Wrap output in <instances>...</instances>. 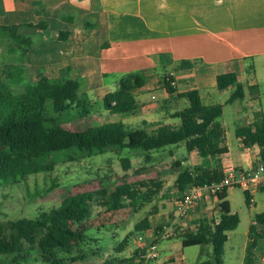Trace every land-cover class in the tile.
Here are the masks:
<instances>
[{
  "label": "crops",
  "instance_id": "1",
  "mask_svg": "<svg viewBox=\"0 0 264 264\" xmlns=\"http://www.w3.org/2000/svg\"><path fill=\"white\" fill-rule=\"evenodd\" d=\"M39 23H45V29H20L31 44L23 50L19 83L32 85L38 73L49 79H79L82 90L92 92L99 100L115 91L111 89L117 88L118 81L128 74L144 73L145 86L154 84V90H159L162 78L169 76L175 92L166 93L167 99H185L178 98L177 94L195 90L203 105H222L218 123L224 133L223 146L227 153L201 158L189 152L187 170L222 171L227 165L249 169L262 162L259 147L245 146L235 136V130L251 126L258 117H264V76H256L253 63V59L260 60L264 70V0H0V25ZM85 23L92 24V28H86ZM61 33L65 34L63 40L59 39ZM160 57L165 58L164 65ZM181 61L192 65L181 69L178 67ZM166 66L169 72L162 73ZM231 72L243 88V97L226 104L234 87L218 90L215 78ZM179 84L183 85L182 90L178 89ZM141 90L134 95L138 97ZM226 106L231 115L227 125L222 120ZM135 112L136 109L124 125L138 122L142 127L130 129H141L145 124H170V115L177 110L164 116L146 107ZM230 131L239 141L238 152L233 153L228 146ZM174 162L177 160L172 156L163 163ZM173 175L176 180L175 170ZM257 191L264 188L252 190L253 198ZM170 194H174L173 190ZM174 196L179 197L176 189ZM216 203L212 199L202 201L187 217L186 221L192 224L189 227H197L200 221L217 222ZM248 242L247 232L246 247ZM246 247L241 264H244ZM251 259L252 264H264V253L257 242ZM172 261L168 258L166 262Z\"/></svg>",
  "mask_w": 264,
  "mask_h": 264
},
{
  "label": "trees",
  "instance_id": "2",
  "mask_svg": "<svg viewBox=\"0 0 264 264\" xmlns=\"http://www.w3.org/2000/svg\"><path fill=\"white\" fill-rule=\"evenodd\" d=\"M64 19V18H63ZM45 23L37 25H0V38L12 42L21 49L30 46V40L20 29H45ZM92 24L85 23L86 28ZM61 33L59 39L63 40ZM165 64L164 57H160ZM189 61H181L179 68H189ZM15 76L9 74L14 84L19 83L20 69H13ZM19 74V75H18ZM147 82L144 73H131L121 78L117 88L102 97L104 111L109 114H134L137 96L134 92L143 88ZM161 88L168 94L175 92L172 77L164 76ZM216 88L224 90L234 87L233 93L226 104H231L243 97V88L237 82L235 73L219 74L215 78ZM178 98L188 100V107L170 115V118L180 122L178 128L170 124H162L154 129L152 125L141 129H130L122 123L84 126L82 130H73L66 124L57 123V116L65 112L77 111L79 119L90 115L93 101L82 90L79 79L60 78L49 79L38 73L32 85L25 87L20 94H13L0 80V183L27 180L30 176L53 171L52 155L60 151L76 150L83 154L102 153L106 148L141 149L147 153L161 150L167 146L183 143L187 152H195L201 158L214 157L227 153L223 146L224 133L218 123L222 115V105L205 106L201 103L197 91L177 94ZM150 130V131H148ZM235 136L242 140L245 146L256 145L264 162V117L251 126L238 128ZM149 161L150 157H146ZM129 161L121 160L123 169L128 168ZM178 173L175 180L176 194L182 193L192 184H202L207 181H217L222 178L221 170L211 172L196 169L189 171L180 169L181 163L171 165ZM224 189L217 195L216 209L219 219L215 221H200L195 232L189 233L181 240V247L208 245L212 248V261L205 264H224V247L227 233L235 230L239 224L237 214L231 212ZM136 192L130 185L118 184L107 195L105 186L89 192H73L68 194L56 207L48 212H40L34 219H19L0 225V255L13 254L14 262L28 260L27 256L38 253L41 258L51 264L54 249H61L71 254L87 237V231L92 223L100 217L92 218L89 205L94 201L106 198L107 211H118L127 208L123 200L134 202ZM245 203L248 204L246 193ZM129 206H134L129 203ZM264 228V212L256 214L249 226V242L245 250L244 264H252V249L257 238L262 233L257 228ZM149 228L148 219L144 218L134 226V231L143 232ZM176 234V233H175ZM126 241H123L117 252L123 251ZM141 251L136 248L128 259H107L101 264H140ZM81 256L72 260L80 259Z\"/></svg>",
  "mask_w": 264,
  "mask_h": 264
},
{
  "label": "rangeland",
  "instance_id": "3",
  "mask_svg": "<svg viewBox=\"0 0 264 264\" xmlns=\"http://www.w3.org/2000/svg\"><path fill=\"white\" fill-rule=\"evenodd\" d=\"M22 54V50L17 48L14 43L0 38V80L13 94L23 92L26 86L23 82L14 84L9 76L10 73L14 74L13 69L21 68ZM247 63H251V60H248ZM253 63L256 68V76L259 78L264 76L262 62L253 59ZM161 72L168 73L169 68L166 66ZM152 85L154 86V84L144 86L139 92L135 114L140 112V108L146 107L157 110V114L164 116L167 112L181 111L188 106L187 100L167 99L165 91L154 90ZM182 88L183 85L179 84L178 89L182 90ZM115 89L113 87L111 90ZM86 93L93 101L90 115L85 119H79L77 111L65 112L57 116V123L66 124L73 130H82L85 128L84 126L124 124L131 117L130 114L124 113H106L102 99L94 98L92 92ZM152 94H155V100H150L149 96ZM99 113H101L100 117ZM230 118V110L226 106L222 120L227 125L230 123ZM168 122L173 128H178L180 125L177 119L171 118ZM137 125L140 126V123L133 122L128 127L133 128ZM158 125L162 124L155 123L152 126L155 129ZM227 141L233 153L239 151V141L231 131L228 133ZM171 153L172 155H170ZM148 156L150 157L149 161L146 160ZM172 156L178 163H181V170L187 168L190 153L187 152L183 143L149 153L141 149L132 150L118 146L108 147L102 153L90 155L76 150L56 152L52 155L54 164L52 172L30 176L27 180H18L16 183H10L11 181L0 183V225L19 219H34L40 212H48L56 208L68 194L73 192L93 191L98 189L101 184L106 187L108 195L118 184L126 182L136 192L134 202L124 199L122 203L127 208L111 212L106 210L107 206L100 204L105 203L107 197L92 202L89 205L91 217L97 218L99 215L100 217L92 223L84 242L71 254L61 249H54L52 258L57 261V264H101L107 259H128L137 248V237L145 236L144 231H134L135 224L147 218L150 229H153L155 226L161 227L167 224L171 217L173 202L176 199L173 187L175 169L170 164L163 162L171 160ZM122 159L129 161L126 170L121 166ZM172 190L173 196L170 194ZM227 200L231 212L237 214L239 224L235 230L227 233L228 242L225 246L223 259L225 264H241L243 250L247 243L248 228L253 223L254 216L264 212V191L254 193L255 203L253 205L245 203L244 190L239 187L228 190ZM129 203L134 206H129ZM186 219L183 221L182 231H177L170 240L159 241L158 258L155 262L160 264H205L212 261L211 246L181 247V239L185 238L187 234L195 232L196 228H190L189 226L192 224ZM257 231L262 233V236L257 238V244L259 250L264 253V228L258 227ZM123 241H126L125 248L123 251L117 252ZM77 256H81V258L72 260ZM14 257L13 254L0 255V264H51L49 261L45 262L36 252L28 255L26 261L14 262ZM168 258H172L173 261L167 263Z\"/></svg>",
  "mask_w": 264,
  "mask_h": 264
},
{
  "label": "built area",
  "instance_id": "4",
  "mask_svg": "<svg viewBox=\"0 0 264 264\" xmlns=\"http://www.w3.org/2000/svg\"><path fill=\"white\" fill-rule=\"evenodd\" d=\"M151 100H155L154 94L151 95ZM235 187L242 188L246 193L248 204L253 205L255 201L251 191L264 188V162L249 169L227 165L222 167L221 179L190 185L175 200L172 214L167 224L147 229L144 231L145 236L139 235L137 237V248L142 252L140 264L155 263L158 258L159 241L170 240L177 231H182L183 221L202 201L205 199L217 201V195L221 191Z\"/></svg>",
  "mask_w": 264,
  "mask_h": 264
}]
</instances>
